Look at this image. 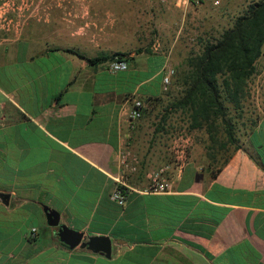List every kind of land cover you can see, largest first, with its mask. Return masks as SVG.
<instances>
[{
	"label": "crops",
	"instance_id": "obj_1",
	"mask_svg": "<svg viewBox=\"0 0 264 264\" xmlns=\"http://www.w3.org/2000/svg\"><path fill=\"white\" fill-rule=\"evenodd\" d=\"M20 1L0 11V264H264V162L242 147L217 164L192 139L168 190L111 199L121 146L141 158L139 188L170 160L166 136L128 118L134 97L167 90L163 65L149 73V56L165 54L134 52L111 72L109 59L88 60L109 55V0ZM44 206L84 236H108L111 257L61 242Z\"/></svg>",
	"mask_w": 264,
	"mask_h": 264
},
{
	"label": "rangeland",
	"instance_id": "obj_2",
	"mask_svg": "<svg viewBox=\"0 0 264 264\" xmlns=\"http://www.w3.org/2000/svg\"><path fill=\"white\" fill-rule=\"evenodd\" d=\"M251 1L253 0H223L219 5L206 1L183 6L176 5V0H109V54L115 51L134 53L137 49L153 52L152 46L157 43L158 52L153 53L165 54L166 65L175 70L167 84V90L163 91V103L155 105L151 115L145 117L147 129L154 132L155 124L161 114L165 113L164 106L178 94L180 87L175 83L176 74L183 68L185 58L197 50L198 35L208 32L217 36L223 28L232 24L234 18ZM98 2L106 3L105 0ZM0 3V11L3 13L7 9L20 11L26 2L0 0ZM149 58V73H154L162 65L163 71V55L152 54ZM247 94L240 110L242 116L235 119L236 136L243 149L253 153L257 161L264 162V46L262 55L255 62V72L247 81ZM230 114L236 115V111L231 108ZM185 120L179 113L169 115L164 128L160 130V134L166 136L164 144L168 146L171 136L184 130L195 142L209 145L206 130H189ZM223 135L221 130L218 136L222 138ZM226 155V152L218 151L217 164L224 163Z\"/></svg>",
	"mask_w": 264,
	"mask_h": 264
},
{
	"label": "trees",
	"instance_id": "obj_3",
	"mask_svg": "<svg viewBox=\"0 0 264 264\" xmlns=\"http://www.w3.org/2000/svg\"><path fill=\"white\" fill-rule=\"evenodd\" d=\"M197 50L191 52L184 66L176 74L178 94L164 106L155 131L164 128L171 113L186 118L187 128L205 129L209 145L205 147L209 157L215 158L218 151L227 153L241 147L236 136L235 119L241 117L243 101L247 97V81L255 72V62L262 55L264 46V0H253L239 13L229 27L223 28L217 36L202 32L197 37ZM147 51L137 49L135 53ZM78 55L84 57L79 52ZM130 52L115 51L89 61L123 59L130 60ZM162 96L145 99L143 116L148 117L155 105L163 103ZM233 108L236 115H231ZM223 127L222 129H220ZM222 130L223 137L219 132ZM225 159V161L227 160ZM224 161V162H225ZM151 264H192L182 257L157 260Z\"/></svg>",
	"mask_w": 264,
	"mask_h": 264
},
{
	"label": "built area",
	"instance_id": "obj_4",
	"mask_svg": "<svg viewBox=\"0 0 264 264\" xmlns=\"http://www.w3.org/2000/svg\"><path fill=\"white\" fill-rule=\"evenodd\" d=\"M209 1L213 5H219L223 0H176V5L186 6L192 3H200ZM159 44L155 43L152 46L153 52H158ZM128 62L123 59H114L109 62V70L118 72L126 70ZM175 70L168 67L166 64L163 67V85L167 89V84L170 83ZM145 100L134 97L131 100V105L128 111V118L131 123H135L143 118V110L146 108ZM156 129V124H155ZM154 129V131H155ZM158 132V131H156ZM192 142L191 136L184 130L174 133L168 144L170 152V160L162 165L155 167L147 172V184L142 187H136L132 184V180L137 174L141 158L127 145L121 146L118 151L119 174L115 177V187L111 193V199L119 205H124L127 194L131 190L140 189L144 192H164L169 189L171 181L182 175L187 162V149Z\"/></svg>",
	"mask_w": 264,
	"mask_h": 264
},
{
	"label": "water",
	"instance_id": "obj_5",
	"mask_svg": "<svg viewBox=\"0 0 264 264\" xmlns=\"http://www.w3.org/2000/svg\"><path fill=\"white\" fill-rule=\"evenodd\" d=\"M0 199L3 203L7 204L9 193L0 192ZM44 210L48 215V222L51 226L57 227V236L59 240L70 248L77 245L87 247L92 251L101 253L106 257H111L112 245L111 239L105 235L84 236V233L73 229L65 224H60L59 213L49 206H44Z\"/></svg>",
	"mask_w": 264,
	"mask_h": 264
}]
</instances>
